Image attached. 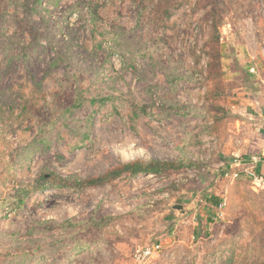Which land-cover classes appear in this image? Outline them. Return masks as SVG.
Listing matches in <instances>:
<instances>
[{
    "label": "rangeland",
    "instance_id": "obj_1",
    "mask_svg": "<svg viewBox=\"0 0 264 264\" xmlns=\"http://www.w3.org/2000/svg\"><path fill=\"white\" fill-rule=\"evenodd\" d=\"M33 1L0 0V264H264V191L221 175L248 129L261 135L239 102L260 86L246 48L264 47V0ZM85 89L95 103L61 116ZM211 138L208 164L193 162ZM135 161L192 178L81 185Z\"/></svg>",
    "mask_w": 264,
    "mask_h": 264
},
{
    "label": "trees",
    "instance_id": "obj_2",
    "mask_svg": "<svg viewBox=\"0 0 264 264\" xmlns=\"http://www.w3.org/2000/svg\"><path fill=\"white\" fill-rule=\"evenodd\" d=\"M41 0H34L31 5V7L29 8V10H34V6L38 3H40ZM36 11V10H35ZM93 17H96L95 14H93ZM150 53V49L145 53V56L150 58L149 56ZM217 53V52H216ZM213 56H211V53L209 54V56H207L209 59H211V61H213L212 58L215 57V54H212ZM218 56V55H216ZM62 60V57L60 54H57L56 58L54 60H52L49 63L48 68L49 69H54L59 65V61ZM211 65L212 63L209 65V69H211ZM208 66V65H207ZM86 89L84 91H76L74 94V98H73V103L66 108V110L62 111L63 114H60L61 116H70L72 111L78 107H81L83 104H85L86 102L89 105H93L95 103V99L94 98H86ZM89 101V102H88ZM131 111H132V115L133 116H137L138 112L140 113V115H147V111L145 109V107H139V105H137V107L132 108L131 107ZM201 165V164H199ZM203 166V165H202ZM186 168V166L183 164V162L181 161H177L175 163L173 162H159V161H150L148 163H142L140 161H135L133 163H129L126 165H123L122 167L106 174L100 177H96V178H92L89 180L84 181L83 183H81L82 186L85 187H99V186H103L105 184H108L111 180V178H117L120 177L122 175H127L130 179H134L140 175H152L156 178H160V179H168L173 175L179 174L180 172H182L184 169ZM221 175H225V173L223 172ZM43 179H45L43 177ZM61 186L55 185L54 188H59ZM83 188V187H82ZM30 192H22V196L21 198L18 199L17 201V206L21 205L22 203V199L25 198V196H28ZM206 202L211 205L212 207H218L219 206V200L217 197H208L206 199ZM8 210V209H7ZM4 216V214H0V217ZM72 222V221H71ZM66 222L65 224H63L62 227H65L66 225L68 227L70 226H75V224L72 222L71 223ZM88 248V246H84L81 245L78 250L79 251H84ZM22 258H15L11 261L10 264H28L30 263V261H32L35 256L33 255H26L23 254ZM64 264V263H61Z\"/></svg>",
    "mask_w": 264,
    "mask_h": 264
},
{
    "label": "crops",
    "instance_id": "obj_3",
    "mask_svg": "<svg viewBox=\"0 0 264 264\" xmlns=\"http://www.w3.org/2000/svg\"><path fill=\"white\" fill-rule=\"evenodd\" d=\"M247 21H249V19H247ZM245 23L248 24V22H245ZM250 36H252V34ZM262 37H264V35H262ZM231 41H232V39H231ZM251 41H253V38L249 37V42L247 44L246 51L248 52L249 56L251 57V61H249L250 64L248 67L255 68L258 74L260 72L261 77L259 75V77L256 78L258 81H260V86L259 87L254 86L253 87L254 89L253 88L251 89V87H248L247 90H245V92L243 94H241L245 98L244 104L242 102H239V104L249 105L251 107V109H252L251 113L253 115H248V117H246V118L249 119V121L254 118L255 122H259V127H260L259 132L261 135H257L256 132H252V131H250V129H248V134H246V136L249 138L250 137H252V138L249 141L244 140V143H247V144H245V146L235 149V152L237 154H234V156H235L234 158H232V157L230 158V160L228 161V163L225 166V167H227V168H225L227 170L224 173L226 174L227 172H233V171L237 170V168L233 165V162H234L235 158L240 157L238 155V153L240 152V153H243L244 155H246V156H244V158H238L239 162L243 165V167H252L254 169V173L256 175L264 176V102H262L260 97H255V99H257L258 102L260 103L258 106H255L253 104V102H254L253 99L251 102H250L251 99H249V96L252 95L251 93L255 94L252 96H257L259 90H261L262 86L264 85V47L260 48L258 46H255L252 48L251 44H253V43H251ZM235 55L238 57H241V55H242L241 48H238V47L235 48ZM221 57H223V56H221ZM257 73H256V76H257ZM236 103H238V102H236ZM244 107H247V106H244ZM232 109H234V106H232ZM247 153H249V154H247ZM214 154L215 153L212 152L211 156ZM223 179H224V177H223ZM238 180H241L243 183L249 184L250 188L255 190V188H253L251 183H250L251 179H249L248 177H246L244 175H241L237 180H234L232 182L229 180H227V181L233 183V182L238 181ZM259 191H260V194H263L264 190H259ZM219 202L221 203L220 200H219ZM204 209L207 211V215H209V214L211 215V213H213L212 212L213 210H216L215 215L218 218L222 217L221 215H223L221 209L219 210L218 207H212L211 205H209L208 209L207 208H204ZM220 213H221V215H220Z\"/></svg>",
    "mask_w": 264,
    "mask_h": 264
},
{
    "label": "built area",
    "instance_id": "obj_4",
    "mask_svg": "<svg viewBox=\"0 0 264 264\" xmlns=\"http://www.w3.org/2000/svg\"><path fill=\"white\" fill-rule=\"evenodd\" d=\"M200 39V36H199ZM202 60L204 61L203 65H202V69L205 70L206 69V63H207V58L204 57V55L201 56ZM248 72L250 74H256V71L254 68H249ZM260 98L262 100V102H264V88L260 93ZM253 104L255 106H258L260 103L258 102L257 99H253ZM216 145L217 142L215 139L210 140V142H202L201 145V151H204V155L201 156L199 155V158H193V162H199V164H208V162L210 161L211 158V154L212 152H214L216 150ZM233 165L237 168L236 171L233 172H227L224 175V178L229 180V181H234L236 179H238L241 175H244L246 177H248L249 179H251V183L252 185L256 188V189H260V190H264V176H258L254 173V169L252 167H243V165L239 162L238 158H235ZM184 171H186V173H190V176H188V178H192L191 175V171L185 169ZM182 172H180L179 174H181ZM179 174H177L179 176ZM154 177V176H152ZM178 182V180H176V183ZM169 197H171V193L166 192L163 194L162 198L168 200ZM223 207V203L221 202L218 206V209L220 210ZM221 215V213H220ZM159 248V246H155L154 249L149 248V247H145L142 250H136L135 252V259L136 261H144L148 258H150L154 252Z\"/></svg>",
    "mask_w": 264,
    "mask_h": 264
},
{
    "label": "water",
    "instance_id": "obj_5",
    "mask_svg": "<svg viewBox=\"0 0 264 264\" xmlns=\"http://www.w3.org/2000/svg\"><path fill=\"white\" fill-rule=\"evenodd\" d=\"M174 208H176V209H180V208H181V206H175Z\"/></svg>",
    "mask_w": 264,
    "mask_h": 264
}]
</instances>
